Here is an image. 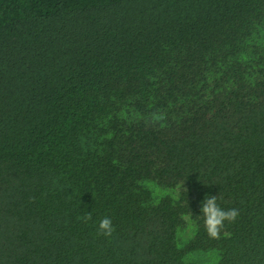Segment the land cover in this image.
<instances>
[{
    "label": "trees",
    "instance_id": "trees-1",
    "mask_svg": "<svg viewBox=\"0 0 264 264\" xmlns=\"http://www.w3.org/2000/svg\"><path fill=\"white\" fill-rule=\"evenodd\" d=\"M0 264H264V0H0Z\"/></svg>",
    "mask_w": 264,
    "mask_h": 264
},
{
    "label": "clouds",
    "instance_id": "clouds-1",
    "mask_svg": "<svg viewBox=\"0 0 264 264\" xmlns=\"http://www.w3.org/2000/svg\"><path fill=\"white\" fill-rule=\"evenodd\" d=\"M217 196H208L205 198L201 213L203 216L204 226L206 228L209 238L220 239L221 232L226 227V223H235L240 216V210L233 207L229 209H223L217 203ZM92 219L90 213L83 217V221L87 223ZM186 220L191 219V214L185 217ZM115 228L111 217L104 216L98 224V235L105 237L111 236Z\"/></svg>",
    "mask_w": 264,
    "mask_h": 264
}]
</instances>
